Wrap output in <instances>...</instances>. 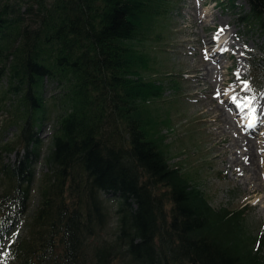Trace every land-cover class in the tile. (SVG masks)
Wrapping results in <instances>:
<instances>
[{
  "label": "trees",
  "instance_id": "trees-1",
  "mask_svg": "<svg viewBox=\"0 0 264 264\" xmlns=\"http://www.w3.org/2000/svg\"><path fill=\"white\" fill-rule=\"evenodd\" d=\"M245 2L242 22L264 32V0ZM168 5L0 0L1 95L10 99L0 124V229L28 209L39 128L56 112L38 206L6 246L11 264H264V227L252 235L242 208H213L156 136L146 105L163 88L144 75L139 45ZM9 126L11 142L2 139ZM108 198L117 232L98 240Z\"/></svg>",
  "mask_w": 264,
  "mask_h": 264
},
{
  "label": "rangeland",
  "instance_id": "rangeland-1",
  "mask_svg": "<svg viewBox=\"0 0 264 264\" xmlns=\"http://www.w3.org/2000/svg\"><path fill=\"white\" fill-rule=\"evenodd\" d=\"M208 2L210 0H201L200 8L209 7L208 13H216L221 18H225L227 13H232L239 34V37H235L234 42L238 46L243 42L248 49H253L254 53L249 56L235 50L230 53L233 58L238 60L233 63L234 68L238 69L240 66L238 85L244 91V98L253 97L256 93L264 96V32L260 28L242 22V16L248 9L245 0H236L235 2L220 0L219 4L222 9L212 8ZM197 7L196 0H169V5L165 7L166 14L153 16L149 19L146 41L139 45V47L143 45L149 58V69L144 75L160 83L163 91L160 97L151 100L146 107L149 108L150 118L156 125L155 129L158 133L156 136L164 138L166 142L170 163L180 167L185 178L191 180L204 193L213 208H242L251 234L256 235L258 229L264 227V211L261 213L264 210V193L243 198L245 184L241 176H234L229 168L225 167L224 162L210 161V144L206 140L207 136L200 132L201 125L198 122L195 123L196 119L188 120V110L183 106L187 93L185 85L189 78L188 73L181 68L180 61L185 59L186 63L190 64L203 58L199 56L197 50L199 47L197 39L203 33L200 18H196L194 14L196 9L197 12L199 11ZM208 19L210 21L209 17ZM234 28V25L230 24L227 35L232 33ZM213 36L217 37L216 34ZM241 36L248 41L240 39ZM182 38L187 39L185 58L177 54L171 55L170 53L176 50L172 44ZM251 39L256 40L253 46H249ZM225 61V65H230L232 59ZM218 71L222 72L224 69L218 68ZM245 80L249 82L248 89H245L241 83ZM5 86L6 82L3 79V83L0 85V124L9 116L7 108L10 99L8 96L4 98L1 95V90ZM233 104L238 111L233 113V118L238 122L241 133H245L246 129L244 128L247 127L249 119L244 117L245 114H241L242 105L237 107L236 103L233 102ZM55 114V111H48V119L39 128V135L43 142L42 156L34 165L35 179L31 185L28 209L16 221L8 223L0 229V264H11L7 258L6 246L15 238L26 233L28 222L38 206L40 179L47 170L43 157L50 146ZM254 128L255 132L258 131V137L264 136V120L261 125ZM15 134L16 128L9 126L3 133L2 139L11 142ZM250 135L252 136V134ZM259 141L260 149L264 154V138H260ZM9 158H14L12 153ZM262 177L264 180V171ZM104 202L107 210V223L97 238L98 240L111 241L117 232V201L108 198ZM89 255L90 253L87 252V259ZM126 261L123 259L114 264H126Z\"/></svg>",
  "mask_w": 264,
  "mask_h": 264
},
{
  "label": "bare ground",
  "instance_id": "bare-ground-1",
  "mask_svg": "<svg viewBox=\"0 0 264 264\" xmlns=\"http://www.w3.org/2000/svg\"><path fill=\"white\" fill-rule=\"evenodd\" d=\"M196 1L199 11L196 9L194 14L196 18H200L203 32L197 39L199 41L197 50L199 56L203 58L190 64H187L185 59L180 61L181 68L188 73L189 78L185 85L187 93L183 106L188 110V120L196 119L195 123L201 125L200 132L207 136L206 140L210 144V161L224 162L225 167L229 168L234 176H241L245 184L243 198L264 193L262 177L264 154L259 141L264 136L258 137V131L255 132L254 128L261 125L264 120V96L259 93L253 96L255 99L252 106L256 109L255 124L251 128L248 126L244 128L246 134L241 133L238 122L233 118V113L238 111L230 99L235 96L238 101L245 100L244 91L238 85L240 66L236 68L237 70L234 68L233 63L237 59L230 53L235 50L249 56L254 53L253 49H248L243 42L239 46L234 42L239 34L232 13H227L225 18H221L216 13H208L209 7L201 9V0ZM219 1L210 0L208 3L212 8L222 9ZM230 24L235 28L227 35ZM240 39L248 41L242 36ZM255 41L251 39L249 46H253ZM186 43V38L176 40L172 44L176 50L170 54L184 57L187 54ZM226 59H232L230 65H225ZM218 68H223L224 71L220 72ZM217 90L220 91L219 96L216 95ZM241 114L250 119L249 108L243 106Z\"/></svg>",
  "mask_w": 264,
  "mask_h": 264
},
{
  "label": "snow or ice",
  "instance_id": "snow-or-ice-1",
  "mask_svg": "<svg viewBox=\"0 0 264 264\" xmlns=\"http://www.w3.org/2000/svg\"><path fill=\"white\" fill-rule=\"evenodd\" d=\"M237 75H238V73H237ZM241 83L243 84V86H244L245 89H248L249 88V82L248 81H246V80L245 81H241ZM216 95L217 96L220 95V91L219 90H217ZM231 99H232V101L234 103L237 104V107H240L243 104V106L249 108V116H250V119H249V123H248L247 126L249 128L253 127L254 124H255V113H256V109L252 106V104H253V100L255 99V97H246L244 101H238L237 97H235V96L231 97Z\"/></svg>",
  "mask_w": 264,
  "mask_h": 264
}]
</instances>
